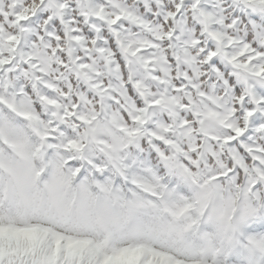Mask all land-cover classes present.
<instances>
[{"label":"snow or ice","instance_id":"1","mask_svg":"<svg viewBox=\"0 0 264 264\" xmlns=\"http://www.w3.org/2000/svg\"><path fill=\"white\" fill-rule=\"evenodd\" d=\"M0 264H264V0H0Z\"/></svg>","mask_w":264,"mask_h":264},{"label":"trees","instance_id":"2","mask_svg":"<svg viewBox=\"0 0 264 264\" xmlns=\"http://www.w3.org/2000/svg\"><path fill=\"white\" fill-rule=\"evenodd\" d=\"M256 20H260V18L256 19Z\"/></svg>","mask_w":264,"mask_h":264}]
</instances>
